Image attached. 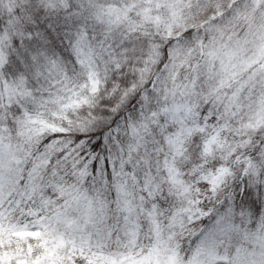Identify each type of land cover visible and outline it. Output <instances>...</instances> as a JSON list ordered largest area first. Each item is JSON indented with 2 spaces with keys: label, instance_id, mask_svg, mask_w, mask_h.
<instances>
[{
  "label": "snow or ice",
  "instance_id": "6c2138e0",
  "mask_svg": "<svg viewBox=\"0 0 264 264\" xmlns=\"http://www.w3.org/2000/svg\"><path fill=\"white\" fill-rule=\"evenodd\" d=\"M0 264H264V0H0Z\"/></svg>",
  "mask_w": 264,
  "mask_h": 264
}]
</instances>
